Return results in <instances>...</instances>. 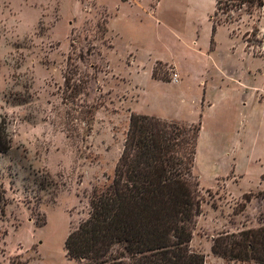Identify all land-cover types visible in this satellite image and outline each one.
I'll return each instance as SVG.
<instances>
[{"label":"rangeland","instance_id":"374dc122","mask_svg":"<svg viewBox=\"0 0 264 264\" xmlns=\"http://www.w3.org/2000/svg\"><path fill=\"white\" fill-rule=\"evenodd\" d=\"M161 1L168 27L155 24ZM215 10L216 0H0V117L11 141L0 152V264H78L66 238L89 217L93 190L113 179L131 115L191 125L180 121L204 95L219 107L227 100L234 138L260 161L240 188L227 187L233 177L217 187L200 156L193 173L201 213L190 249L205 264H255L226 262L212 245L221 233L264 226V7L251 15ZM208 15L256 58L234 51L222 31L202 77L183 41L199 32L210 42ZM158 60L178 66L181 87L168 84L178 77L168 63L154 65L165 83L142 75Z\"/></svg>","mask_w":264,"mask_h":264},{"label":"trees","instance_id":"16d2710c","mask_svg":"<svg viewBox=\"0 0 264 264\" xmlns=\"http://www.w3.org/2000/svg\"><path fill=\"white\" fill-rule=\"evenodd\" d=\"M216 7L251 15L264 0H216ZM219 25L212 22L213 33ZM153 78L159 79L156 68ZM65 81L73 92L72 78ZM201 127L132 114L115 175L90 195L89 217L66 238L67 256L78 264H205V256L190 249L201 213L193 173ZM10 144L0 117V152ZM250 201L245 196L242 207ZM212 253L226 262L264 264V226L219 234Z\"/></svg>","mask_w":264,"mask_h":264},{"label":"crops","instance_id":"0c3cea01","mask_svg":"<svg viewBox=\"0 0 264 264\" xmlns=\"http://www.w3.org/2000/svg\"><path fill=\"white\" fill-rule=\"evenodd\" d=\"M160 7L161 9H159ZM162 7H163V1L160 2L159 8L156 10L157 14L155 15L156 16L155 24H157L159 27L160 26L168 27L165 18L162 15ZM210 16L211 15L206 16L208 28L204 34L206 38H209L207 36L210 35V42L203 40L204 36L199 32H197V34L193 35L192 37L189 36L192 40L191 43H186L183 41L184 46H186L187 49H192L194 52V56L196 55V57L200 61V65L202 67L200 68L199 71L202 77H205L207 75L208 68L206 65H208L209 62L214 59V54L218 48V44L216 48V42L214 39L215 37L218 38L219 34L222 33V31L226 35L225 37L227 39L226 41L228 45L232 46L234 51L236 50L241 54L243 53L253 58H256L252 54H249L245 44L241 42L239 38L232 35L231 30L228 26L226 25L218 26L216 31L213 33L212 25L209 22ZM172 31L174 33L173 29ZM157 62L164 64L168 63L175 67L178 76L176 82H169L168 84L170 85L175 84L179 87L183 85V81L181 79L178 66L171 62H164L161 60L152 61L150 64L148 63V65L143 69L142 75H148V76L150 75L152 79H154L153 70H154V65ZM154 81L158 83H165L156 79H154ZM204 100L206 101V105L203 106ZM226 101L227 100H224V102L222 101L219 107L216 102L209 101L206 95L193 99L192 105H196L197 107H195V109L192 110L191 117H189L187 120H181L180 122L184 121L187 124H194L196 121L200 120L202 123L199 140H198V146H197L195 166L198 165L199 158L201 156L202 159L207 160L208 163L211 164L210 173L212 175L214 182H216L215 184L217 185V187H218L217 182L225 180L228 183H230L231 181H229V179L233 177V178H238V182L233 184H227V187L229 185L230 186L233 185L235 188H240L244 184L245 177L249 176L250 172L252 171L250 170L251 166L255 167L256 165H258L257 162H259L260 160L251 152V150H247V143L244 140V138L240 140L238 138L237 139L234 138L233 132L230 129L231 126L230 117L227 115V111H226L228 109L226 108V105H228ZM218 109H220V111L217 113ZM208 123L212 124L211 129H207ZM242 150L244 151L243 159H241ZM263 173H264V166L261 165L259 170L260 179ZM236 198L240 199V197L238 196Z\"/></svg>","mask_w":264,"mask_h":264}]
</instances>
